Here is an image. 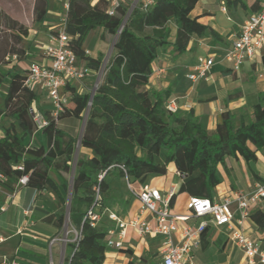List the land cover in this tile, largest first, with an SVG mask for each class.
<instances>
[{"label":"trees","instance_id":"16d2710c","mask_svg":"<svg viewBox=\"0 0 264 264\" xmlns=\"http://www.w3.org/2000/svg\"><path fill=\"white\" fill-rule=\"evenodd\" d=\"M198 1L137 0L131 7V1L127 0L115 5L111 14L107 0H68L65 31L79 61L96 71L100 69L103 54L87 55L84 47L92 30H98L101 39L117 36V40L104 78L93 94L89 89H80L77 83L64 87L71 94V105L64 106L57 120L51 116V109L41 111L38 93L25 83L26 74L2 68L9 56L23 58L29 28L0 8V24L4 19L13 41L7 40L0 50V83L7 77L10 79L4 106L0 105V119L3 116L11 119L0 137V172L7 176V188L13 189L20 177L28 175L24 186L39 191L51 188L57 194L60 206L53 215L59 227L57 234L66 221V200L51 173H58L60 186L66 192L74 173L69 218L80 237L67 244L65 264L105 262L107 252L112 249L108 245L109 229L116 226L108 216L111 210L106 199L112 191V177L127 176L139 188L149 175L165 174L172 163L183 175L180 192L210 197L223 181L220 166L226 167L229 157L241 156L250 165L257 159L256 152L264 149V93L253 104L252 121L242 120L236 126L233 113L226 110L211 133L191 113L169 111L168 91L147 89L154 62L162 50L170 48L173 53L183 54L194 37L223 40L217 31L192 14ZM263 4L262 1L259 9ZM225 5L228 9L249 10L247 0H226ZM34 10L35 23H43L48 0H35ZM31 108L47 117L49 122L42 129L38 128ZM86 112L80 139L61 126L62 119H81ZM39 130L44 144L25 142ZM78 146L89 154L75 160ZM119 165H124L125 170ZM101 173H105L102 178ZM174 198L175 194L172 205ZM91 209L101 215L95 225L89 215ZM250 216L264 233V210L256 209ZM207 230L208 227L203 237ZM118 250L132 253L129 248ZM158 257L156 252L145 259L147 264H160ZM155 259L157 262L153 263Z\"/></svg>","mask_w":264,"mask_h":264},{"label":"crops","instance_id":"0c3cea01","mask_svg":"<svg viewBox=\"0 0 264 264\" xmlns=\"http://www.w3.org/2000/svg\"><path fill=\"white\" fill-rule=\"evenodd\" d=\"M3 1L0 0L1 10L28 26L29 35L24 39L25 42H29V49L26 46L27 51L23 58L19 59L12 56L9 62L2 64V68L11 72L26 74L28 66L33 60L44 61L45 47H40V45L43 42L48 43L51 38L50 34L62 27V12L65 11L64 18L66 19L67 7L64 9L60 7V4L64 2L67 6V1L48 0L47 17L41 24L34 22L33 13L23 15L19 10H11L10 0ZM19 1L24 3L25 0ZM225 1L199 0L192 11V14L198 16L201 22L217 31L223 40L219 42L210 36L194 37L188 50L183 54L173 53L170 48L162 50L154 62L153 73L147 85L149 92L168 91V99H176L180 112L191 113L211 133L215 132L218 124L222 121L223 112L226 110L233 113L236 126H239L242 120L252 121L254 119L253 104L264 93V52L245 61L239 71H234L231 62L225 59L226 50L239 34L244 21L250 14L259 9L264 0H247L249 10L242 7L236 9L226 7L224 11L222 7ZM94 31L97 37L101 39L98 30ZM39 33L43 35L44 41H38L36 44L35 41L37 42V40L34 39ZM100 42L104 43L105 39H101ZM84 47L90 51L91 55L95 56L93 50L86 45V41ZM100 53L101 48L98 50V54ZM199 56L213 57L214 64L206 78L193 81L188 75ZM9 82L10 79L7 77L0 83V93L5 95L4 97L7 95ZM38 95V105L41 111H43L41 108L43 105L47 108L44 110L51 109L50 103L42 102L47 97L46 91L44 90ZM186 104H191V108L186 109ZM10 122L11 119L7 116L0 119V137L4 135V127L8 126ZM25 142H30L31 145H40L44 144L45 139L39 130L31 139L26 138ZM256 155L257 159L250 165L241 156L238 158L229 157L227 166H220L223 181L215 188L210 197L221 200L223 196L240 189L250 191L259 181L255 173L264 181V149L257 151ZM170 170L175 173L170 175L168 173ZM51 174L65 197V190L60 186L62 181L58 173L54 171ZM113 181L117 183V177L111 178L112 191L109 194L112 199H115L117 190L113 187ZM182 181L183 175L171 163L165 174H151L147 177L145 184L158 188L164 195H168L173 189L175 194L172 205L173 211L184 215L189 214L187 203L193 195L189 192H180ZM14 184L16 193L13 200H7L5 195L7 188L0 191V207L3 205L7 207L6 211H0V230L5 238L0 244V264H10L15 258L31 264H48L51 257H53L55 264H65L63 258L67 252V245H64V242L60 240L50 245L52 238L60 237V233L57 234L59 232L58 224L53 217L60 206L59 197L51 188L39 191L28 186H16L17 183ZM130 204V210L125 212V220L127 221L141 212V203L136 197L132 199ZM233 208L235 210L233 226L255 240L264 241V233L258 229L251 216L245 219L243 224H239L240 213L236 211L235 205ZM256 209L264 210V201L253 205L250 212L252 213ZM144 216L153 222L152 216L146 213ZM222 232L226 236L218 249L222 254L227 253L228 257L231 256L236 246L229 240L228 227L211 224L208 226L204 237L202 234L201 243L195 250L199 262L204 263L199 260L197 249H207L212 243L219 242L222 238L219 233ZM161 242L162 237L139 236L133 228H128L124 248L128 246L132 253L126 260L129 263L134 261L135 257L148 258L156 252L159 253ZM236 248L242 252L238 247ZM127 254L117 248H112L107 252V258L103 264H117V258ZM158 258L161 264L160 253ZM244 259L246 260L245 256Z\"/></svg>","mask_w":264,"mask_h":264},{"label":"built area","instance_id":"2783aa9c","mask_svg":"<svg viewBox=\"0 0 264 264\" xmlns=\"http://www.w3.org/2000/svg\"><path fill=\"white\" fill-rule=\"evenodd\" d=\"M111 7L109 12H114V6L127 0H107ZM137 1V0H135ZM93 2H95L93 0ZM153 0H147L152 3ZM264 2V1H263ZM68 8V4H67ZM222 9L226 10L223 3ZM264 52V4L261 9L250 14L244 21L239 34L233 40L231 46L226 50L225 59L231 62L234 71H239L243 63L253 59L256 55ZM86 54L90 51L86 49ZM44 61L33 60L28 66L25 83L34 88L37 86L46 90V98L51 102V116L58 119L59 114L64 111V99L62 90L69 83H77L80 89H88V77L96 73L93 68L80 64V61L70 45V36L61 27L51 35L50 42L44 49ZM214 64L213 57L199 56L193 66L189 78L193 81L206 78ZM99 86L98 81L91 90L93 94ZM166 107L171 112H178L179 105L176 99H168ZM186 109L191 108V104L185 105ZM35 122L39 129L48 124L47 117L40 111L31 108ZM125 170L124 165H119ZM18 168L23 169L22 165ZM105 173L100 174L102 178ZM128 186L132 196L136 197L141 203L140 214L130 220H123L116 212L108 211L109 218L115 222L116 226L109 229L110 248L124 247L128 228H133L139 236L150 235L162 237L159 248L161 264H205L197 260L196 248L201 243L203 232L209 225L227 226L229 230V240L238 247L244 254L248 264H264V241L255 240L246 235L243 231L233 226V219L236 211L240 213L239 224L250 217V209L253 205L264 201V181H257L250 191L237 190L225 195L221 200L211 197L191 196L187 207L189 214H177L173 211L171 198L174 194L173 189L168 195H164L158 188L144 184L139 188L134 187L129 178ZM29 176L24 175L19 178L17 185H26ZM7 176L0 172V191L6 189L5 181ZM15 188H7L5 195L11 201L15 197ZM100 199L99 189L97 188L96 200ZM6 205L0 207V211H6ZM144 213L152 216L153 222L149 221ZM89 215L92 224L95 225L101 215L91 209ZM191 220H194L191 222ZM190 221V222H189ZM80 237L76 230L73 241ZM5 240L0 230V244ZM67 242L65 237H54L50 245L57 242ZM10 264H31L21 259H13ZM48 264H55L51 257Z\"/></svg>","mask_w":264,"mask_h":264},{"label":"rangeland","instance_id":"374dc122","mask_svg":"<svg viewBox=\"0 0 264 264\" xmlns=\"http://www.w3.org/2000/svg\"><path fill=\"white\" fill-rule=\"evenodd\" d=\"M10 1H11L10 2L11 6H12L11 10H13V11L19 10L23 15H25L26 13H29V14L33 13L34 18H35V10H34L35 0H25L24 3H21L19 0H10ZM66 1H67L66 3L68 4V0H66ZM130 1H131V7L135 6L134 4L136 1H134V0H130ZM1 2H4V1L1 0ZM60 7L65 9L67 6H65L64 2H61ZM64 13H65V11L62 12L63 18H62V25L61 26L65 28L66 19L64 18ZM56 31L52 32L51 34H54ZM10 34H11V31L6 28L4 19H1V24H0V50L2 47H5L7 40H9L10 43L13 42ZM51 34H50V37H51ZM42 36L43 35L40 33L36 34L35 39H34V40H37V42L35 41L36 44L38 43V41H41V42L44 41L42 39ZM116 40H117V36H113V37H108V39H105L104 43H101L100 42L101 39H99L97 37L96 32L94 30H92L89 33V35L87 36L86 45L93 50L95 55H99L98 50L100 48H101V53L103 54V60H102L100 69L97 70L96 73H92L91 76L88 77L87 87L90 91L95 87V83L97 81L99 84L102 82L104 75H105V72H106V69H107V66L111 60L113 53H114V44H115ZM49 42L50 41H48V43ZM48 43L43 42V44H41L40 47H45ZM23 45H24V47L27 46L29 49V42H24ZM26 51H27V49H26ZM11 58H12V56H9L8 59H11ZM7 62H9V60H7ZM80 64H83V62L80 61ZM35 90L38 94L41 93L42 91L44 92V89L40 86L35 87ZM62 94H63V99H64V106L69 105V104L71 105V102H70L71 94H70V92H68L66 89H63ZM4 96L5 95L0 93V104H1V106L4 105V101H5ZM42 102L50 103V105H51V102L48 98H46ZM41 108H43V110L47 109L44 105ZM87 114L88 113L86 112L81 119H79V118H64L61 120L60 124L62 127L69 129L71 132H73L74 135H76L78 137V139H80L82 137L84 129H85ZM84 122H85V124H84ZM87 154H89V151L87 149L82 148L81 146H78L76 154H75V160H77L79 156H84ZM168 173L170 175H173V173H175V172L173 170H170ZM73 176H74V173H71L69 191H67V192L65 191L67 215H66V221H65V223L61 229V232H60L61 237H65L68 239L67 242H64V245H67L69 242H72L73 239H75L76 230H77L71 224V221L69 218V207H70V197H71ZM115 177H117L118 182L116 183L113 181V187L117 190V192H115L117 197L115 199H112L108 194L106 196V199H107V202L109 203L110 209L119 213L120 216H122L121 218L123 220H125L126 219L125 212L130 210V207H131L130 202L135 197L132 196L130 193V190L128 188L127 178L126 177L121 178L119 176H115ZM112 178H114V177H112ZM219 236L222 237V238H220L219 242L212 243L211 245H209V247L207 249H201V248L197 249L199 260H201L202 262H204L206 264H248L246 262V260L244 259L242 252H240L236 247L233 249L230 257H228L227 253L222 254L218 248L222 244V240L226 235L224 232H222V233H219ZM125 248H129V247L125 246ZM68 252H69V250L67 249V252L65 253V257L63 258L64 260H65L66 256L68 255ZM127 257H129V253L126 256H123L121 258H117L116 263L117 264H129L128 261L126 260ZM133 260H134V262H136V264H145V263L147 264V261L145 258L135 257ZM156 262L157 261L155 259V261L153 263H156Z\"/></svg>","mask_w":264,"mask_h":264},{"label":"water","instance_id":"95a60500","mask_svg":"<svg viewBox=\"0 0 264 264\" xmlns=\"http://www.w3.org/2000/svg\"><path fill=\"white\" fill-rule=\"evenodd\" d=\"M84 124H85V122H84Z\"/></svg>","mask_w":264,"mask_h":264}]
</instances>
